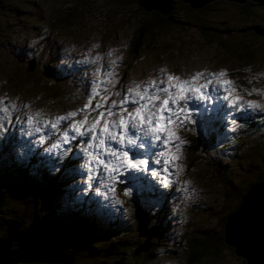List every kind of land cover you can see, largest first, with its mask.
<instances>
[{"label":"rangeland","instance_id":"rangeland-1","mask_svg":"<svg viewBox=\"0 0 264 264\" xmlns=\"http://www.w3.org/2000/svg\"><path fill=\"white\" fill-rule=\"evenodd\" d=\"M224 1L230 3L221 11L220 16L228 17L229 22L234 23L253 21L241 16L238 10V4L247 0ZM252 7L250 4L249 8ZM152 10L161 12L154 8ZM260 13L258 19L264 21V12ZM146 16L147 12L137 0H2L0 99L16 103L17 107L14 110L10 108L7 115L0 112V146L6 152L12 147L9 142L1 140L9 127L13 134V145H27L31 147L28 148L31 154L38 152L44 157L45 154L55 156L64 150L66 155L61 158L63 161L65 156H71L74 150L83 149L80 142L84 137H77L78 141L72 140L69 144H62V149H53L52 145L57 143L60 133L50 134V137L41 143L39 137L43 134L34 131V128L38 127L37 123L80 110L96 90H107L105 94H111V99L107 102L108 106H111L112 101L119 102L124 99L129 89H134L138 84L143 86L152 80L158 81L168 73L182 79H190L195 73L203 72L206 74L205 79H208L210 77L207 74L224 71L226 75L215 79L214 82L221 84L223 80H231L233 83L226 86L232 92L230 99L235 101L239 96L245 110L240 112L233 108V115L227 120L230 111L222 106L207 108L189 104L195 123H186L185 127L176 131L179 142L183 141L179 151L176 150L173 154L175 148L171 144L168 146L169 154H165V159L172 161L169 166L173 165L175 174L170 186H156L157 189L164 190L158 192L159 198L142 197L135 186L132 188L125 184L118 185L115 192L108 193L107 196L97 194L95 183L93 188L88 190L84 183L85 176L81 175L87 171L86 168H81V165L87 162H81L78 167L66 171L54 169L52 173L65 177L63 187L67 189L62 199L65 197L67 205L70 206L69 212L76 211L75 216L80 220V224L87 223L89 217L98 221L91 223L92 235L85 239L75 237L74 228L66 229L65 237L73 244H84L85 240H88L90 242L87 246L101 243L105 249L106 243L112 240H115L117 247L133 246L135 241L139 246L133 254L126 256L130 264H188L187 257L193 251L204 255L196 264H243V258L235 256L217 239L206 235L194 237L197 235L195 230H220L222 225L217 218L231 212L232 207L236 208L237 199L240 200L242 194L237 190L240 188L241 191L249 184V181L245 180L255 181L257 178L256 174L245 169L247 159L244 157L249 151V157L264 154L263 143L257 142V137L245 140L239 136L236 138L242 141L234 143L232 128L233 120H238L240 116L264 113V43L256 35L244 36L240 35L239 31L217 29L220 26L219 17L211 18L212 23L209 25L206 22L208 18L203 19V25L215 32L212 36L215 41L212 43L210 38H203L201 29L182 21L163 30L154 31L153 38L150 36L151 30H148L146 41L136 43L131 40L136 23L138 19L142 21ZM179 18L183 19L182 16ZM135 44L142 45L138 47L141 53L133 52L137 47ZM49 61L54 63V67L58 65L55 71L59 79L54 80L53 84L49 82L50 78L53 79L52 76H47L40 66L42 63L48 64ZM59 68L62 69L61 75L57 73ZM161 69L166 71L161 73ZM109 73L111 75H108ZM253 87L261 92L248 95V91ZM98 99L97 97L93 100V106ZM248 101L261 107L248 108ZM126 107L131 110L134 106ZM37 112L42 113L41 117L37 118L39 122L34 120L33 125H28L27 117L34 116ZM112 119L118 120L119 117ZM91 122L90 117L89 124ZM221 124L229 130L223 132L220 129ZM65 129L66 123L61 127V132ZM193 129L196 134L203 132L208 136H218L219 145L222 147L210 149V154L206 153L205 160L202 159L203 154L191 153L188 140L193 136ZM229 143L231 146H226ZM240 153H244L243 156H239ZM84 155L87 157L86 153ZM177 156L179 159H174ZM214 167L223 171V177L231 176V186L236 190L233 192L232 202L224 199L222 186L213 172ZM260 170L264 173V165L260 166ZM143 176H147L150 182L149 184L144 181L146 190L153 192L155 187L149 185H153L156 180H150L147 174ZM127 188L131 189V195L123 194ZM229 190L232 192V187ZM104 192H107V189L101 188V193ZM171 192L173 193L170 197L164 200L162 196ZM84 195L93 199V203H89ZM162 199L164 201L160 206L158 204ZM132 204L133 208L130 206ZM219 208L225 212L217 213L213 217L211 213L219 212ZM151 211H157L163 214V217L158 218L159 216ZM1 212L0 220H3V217H12L5 209H1ZM138 214L140 221H144V226V214L147 217L150 215L151 224L157 221H160L162 226L164 222L168 224L161 236L154 239L156 249L153 255H149L148 250V245L153 241L145 243L149 240L145 235L150 238L154 232L151 228L145 231L142 225L140 229L136 219ZM84 215L88 218L85 219ZM5 224L0 225L1 237L3 233L9 234L6 232L7 227L3 230ZM93 229L97 234L93 233ZM84 231L86 234L87 230ZM133 232L136 235L126 241L119 237L120 234ZM209 239L212 241L206 243L207 247L203 251L201 241L206 242ZM177 244L179 247H176ZM103 249L102 253L106 256ZM83 252L84 250L79 251ZM145 255H148L147 258ZM134 259L135 261L131 262Z\"/></svg>","mask_w":264,"mask_h":264},{"label":"trees","instance_id":"trees-1","mask_svg":"<svg viewBox=\"0 0 264 264\" xmlns=\"http://www.w3.org/2000/svg\"><path fill=\"white\" fill-rule=\"evenodd\" d=\"M184 1L185 0H174L173 9L167 12L166 14L153 10H145L141 6L147 12L148 16L143 18L142 21L138 19L131 40H134L136 43L140 41L142 42V40L146 41V34L148 30H151L150 36H152L153 38L154 31L163 30L164 28L174 26L178 24L179 21H182L187 25L197 27L199 28V30L201 29L200 33L203 38H210L212 43L215 41V39L212 37L215 35V32L213 31V29L205 27L203 25V19L208 18L206 19V22L209 25L212 23L210 22L211 18L219 17L220 26L217 27V29H225L229 32L239 31V34L244 36L256 35L257 38L261 39V41L264 43V21L258 19V16L261 14L260 12H264V5L259 6V0L258 2L247 0V2L245 3L238 4V10L240 11L241 16L246 17L248 20L250 18L253 19V21L244 22L243 24L234 23L231 21L230 23L228 17L220 16L221 11L224 10L225 6L228 7L230 3L229 1L210 0L204 3L201 7H192L190 6V2ZM0 3H2V0H0ZM137 3L139 4V0H137ZM250 4H252V8H249ZM179 16H182L183 19H180ZM261 35H263V37H261ZM245 39L247 38L245 37ZM216 42L218 43V41ZM135 45L137 47L134 48L133 52L137 54L141 53V50L138 47L142 45ZM218 45L219 47H221L220 44ZM222 45L225 46L223 43ZM233 47L236 48L237 46ZM262 52L264 54V47L262 48ZM40 66L47 76H52L53 79L50 78V83L53 84L54 80L59 79V76L56 74L55 71L54 63L52 61H49L48 64L42 63L40 64ZM57 73L61 75L62 69H57ZM107 95H110L111 99V94ZM233 123L234 124L232 131L234 133L232 135V138H234V143H239L242 138L248 140L251 137H257V142L261 141L264 146V113H258L257 115H250L248 117L240 116L238 120ZM220 129L223 132H225V130H229V128H226L224 124H221ZM11 132L12 131L6 132L7 137L5 140L10 141V143L13 140V138L11 139ZM237 136L241 137V139H237ZM217 138L218 136H208L207 133L203 132L196 134L195 130L193 129V136L191 137V139L188 140L190 144V152L203 154L204 157L202 159L205 160L206 153L210 154V149L222 147V145H219L220 143L218 142ZM231 143L227 144L226 146H231ZM21 148L23 147L12 145V147H10L9 149V152H6L3 151L4 148L0 146V212L1 209H5L12 214V217H3V220H0V225L6 223L5 228L3 230L5 231L6 227H8L9 225H17L22 220H24V222L18 226V229H16L17 232L27 231L30 225L31 228L37 231L39 234H47L49 236V239L47 240V242L49 241V245L59 246L61 248V254H63L64 256L70 255L72 257V262L70 264H130V260H128L126 256L130 253L133 254L134 250H136V247L139 246V244L135 241H133V246L117 247V243H115V240H112L109 243H106L107 247L103 249L104 246L101 243L87 246L90 241L85 240L84 244H73L70 242L69 239L65 237L67 234L65 235L64 231L68 228H74V236L81 239H85L89 237V235H92L90 234L92 230L91 223L98 222L94 218H88L84 215L85 219L88 218L89 220L87 221V223L83 222L82 224H80V220L75 216L76 211L72 210L73 212H69L71 210L70 206L67 205V201L65 200V198L62 199V195L65 193V187H63V182L66 179L61 174H53L52 170L56 169L57 167H66L69 164V160L58 164V166L56 167H51L48 165L46 166V162L44 160L39 159L38 162L35 159V157H40L38 152L33 153L35 157L25 152L23 158H21L18 154ZM243 154L244 153H240L239 156H243ZM246 154L247 156L244 157L245 159H247V165L245 166V169L251 173L253 172L254 174H256L257 178L255 179V181L246 179L245 181H249L248 186L242 189L241 191H239L240 188L237 190L239 193L242 194H240V200L239 198L237 199L238 201L235 204L236 208L233 209L232 207L231 212H228L222 217L217 218V220H219L222 225L220 230H215L214 228L209 232H207V230H195L197 235H195L194 237L200 238V236L206 235L210 236L211 238L217 239L219 242L229 248L235 256H238L235 252V247L225 242L226 217L238 209L250 188L257 184H263L264 190V173L260 170V166L264 165V154L252 155L251 157H249L250 151ZM258 163H260V165H258ZM241 167H243L242 164ZM213 169V172L218 178L219 184L222 186L224 199L227 198L228 202H232L231 200L234 198L233 192H236V190L233 186H231V176L229 178L227 175L223 177L222 170L218 169L217 167H214ZM230 187H232L233 189L232 192L229 190ZM142 195L148 198H159L156 194L150 192H143ZM167 198V195L163 197L164 200H166ZM163 199L158 205L161 206L164 201ZM130 206L133 208V204ZM152 212L154 214H157L159 216L158 218L163 217V214L157 211H151V213ZM222 212L225 211L219 208V212H213L211 214L214 217V215H216L217 213ZM139 216L140 215L138 214L136 216V219L139 222L138 226H140L141 229V225L142 227L144 226V221H140ZM144 216L146 217V225L144 226L145 231H148L151 228V230H153L155 234V236L153 234L150 238L145 235L149 239L146 240L145 243L153 241V243H150L148 245L149 255H153V252L156 249L154 245V239L161 236L163 231L167 229L168 224L167 222H164L162 226L160 221L151 224L150 215H148L147 217L144 214ZM148 222L149 224L147 225ZM85 229L87 230L86 234L84 231ZM93 231V233L97 234L95 232V229H93ZM139 232L141 233V231ZM1 235L2 237L0 236V240L6 238L7 236L5 233ZM135 235L136 233L134 232L123 233L120 234L119 237L124 239L122 241H126ZM210 241H212V239L206 240V242L201 241V249H203V251H205L207 247L206 243ZM214 242L215 244H217L215 240ZM17 243L18 240H11L10 244L15 247L9 246V250L15 251L16 249H18V245H16ZM176 247H179V244H177ZM101 249H103V252L106 256L103 255ZM80 250H84V252L79 253ZM200 254L198 252L193 251L190 256L187 257V263L196 264L204 257L203 253ZM147 256L148 255H145L144 257L147 258ZM9 257L13 258L15 256L10 255ZM134 261L135 259L131 260V262ZM144 261H146V259H144ZM242 261L244 262L243 264H247L246 259L243 258ZM9 264L65 263L54 261L45 263H42L40 261H18Z\"/></svg>","mask_w":264,"mask_h":264},{"label":"snow or ice","instance_id":"snow-or-ice-1","mask_svg":"<svg viewBox=\"0 0 264 264\" xmlns=\"http://www.w3.org/2000/svg\"><path fill=\"white\" fill-rule=\"evenodd\" d=\"M115 63V61L113 62ZM166 70L161 69L164 73ZM108 75H111L109 73ZM210 78L205 79L203 72L195 73L190 79H182L172 73H168L159 80L146 82L143 86L136 85L134 89H129L128 94L119 102L112 101L108 106L107 90H96L88 103L78 111L67 113L45 120L40 127H35V132H42L44 129H51L52 133H60L57 143L52 145L53 149H62V144H69L77 137L88 136V140H81L83 152L87 155V164L81 165L86 168L84 183L88 190H91L94 183L97 185V194L107 196L108 193L115 192V185L121 183V177L125 174L135 175L148 173L154 179H160L164 187L170 186L168 175L170 159H165V152L171 144L177 151L180 144L171 138L175 137L179 141L176 132L170 131V127L182 126L185 122L195 123L192 119L193 110L189 104L193 101H210L212 97L209 90L223 92L222 99L229 102L230 107L243 112L245 106L239 96L235 101L230 97L232 92L226 87L231 85V80H223L220 85H215L214 80L224 77L226 72L207 74ZM203 81L202 83H200ZM196 84V87L193 85ZM261 90L255 87L248 91V95H253ZM134 93V94H133ZM99 98L93 106V100ZM126 105H133L129 110ZM16 103L6 99H0V112L8 114L9 109H15ZM27 107V106H25ZM248 108H259L261 105L248 101ZM119 109V111H114ZM96 113V115H92ZM126 113V115H125ZM42 113L27 117V124L33 125L34 120L41 117ZM118 116L119 119H112ZM81 117L80 119H76ZM91 117V124L89 118ZM37 122H39L37 120ZM235 122V120H233ZM66 123V129L61 132V124ZM73 133V135H70ZM41 143L46 140L44 135L39 137ZM160 145H164L161 151H155ZM135 149V151H130ZM70 151V149H69ZM150 153V154H149ZM66 155L61 150L60 155L54 157L56 162H62V157ZM178 160L179 157H174ZM161 171H157L152 165H161ZM59 171V168L56 169ZM170 174V173H169ZM101 188L107 192L101 193ZM124 195H131V189L124 190Z\"/></svg>","mask_w":264,"mask_h":264},{"label":"water","instance_id":"water-1","mask_svg":"<svg viewBox=\"0 0 264 264\" xmlns=\"http://www.w3.org/2000/svg\"><path fill=\"white\" fill-rule=\"evenodd\" d=\"M172 0H139V5L145 10H160L166 14ZM210 0H185L192 7H201ZM243 2L244 0H233ZM264 5L259 0L258 5ZM7 227L6 238L0 240V264L18 261H46L70 264L72 257L61 254L59 246L47 243L48 235H41L29 228L17 232L16 228L23 223ZM11 240H18V249L10 251ZM225 242L235 247L238 256L246 259L247 264H264V190L263 184H257L249 189L238 209L226 217ZM10 255L15 257L11 258Z\"/></svg>","mask_w":264,"mask_h":264},{"label":"bare ground","instance_id":"bare-ground-1","mask_svg":"<svg viewBox=\"0 0 264 264\" xmlns=\"http://www.w3.org/2000/svg\"><path fill=\"white\" fill-rule=\"evenodd\" d=\"M115 1H123V0H115ZM245 1H246V0H245ZM170 6H171V8H170L169 11H171V10L173 9V0L171 1ZM169 11H168V12H169ZM168 244H169V243H168ZM241 258H243V257H241Z\"/></svg>","mask_w":264,"mask_h":264},{"label":"flooded vegetation","instance_id":"flooded-vegetation-1","mask_svg":"<svg viewBox=\"0 0 264 264\" xmlns=\"http://www.w3.org/2000/svg\"><path fill=\"white\" fill-rule=\"evenodd\" d=\"M57 67H58V65L55 67V70H56Z\"/></svg>","mask_w":264,"mask_h":264}]
</instances>
